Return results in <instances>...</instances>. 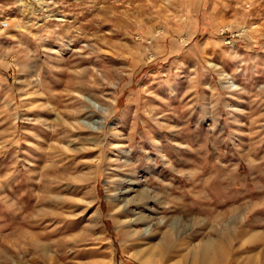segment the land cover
<instances>
[{
  "label": "rangeland",
  "instance_id": "1",
  "mask_svg": "<svg viewBox=\"0 0 264 264\" xmlns=\"http://www.w3.org/2000/svg\"><path fill=\"white\" fill-rule=\"evenodd\" d=\"M0 264H264V0H0Z\"/></svg>",
  "mask_w": 264,
  "mask_h": 264
},
{
  "label": "bare ground",
  "instance_id": "2",
  "mask_svg": "<svg viewBox=\"0 0 264 264\" xmlns=\"http://www.w3.org/2000/svg\"><path fill=\"white\" fill-rule=\"evenodd\" d=\"M215 243H212V242H208L206 244H204V247H203V251L202 253L200 254V257L203 258L204 260L205 259H209V255L211 254V252L214 250V248H216L217 246L214 245ZM216 249H219V252H220V256L222 258H224L225 256V249L223 248H219L217 247Z\"/></svg>",
  "mask_w": 264,
  "mask_h": 264
},
{
  "label": "built area",
  "instance_id": "3",
  "mask_svg": "<svg viewBox=\"0 0 264 264\" xmlns=\"http://www.w3.org/2000/svg\"><path fill=\"white\" fill-rule=\"evenodd\" d=\"M1 26H2L3 28H6V27L8 26V22H2V23H1Z\"/></svg>",
  "mask_w": 264,
  "mask_h": 264
}]
</instances>
